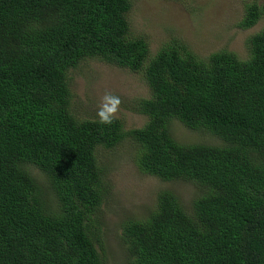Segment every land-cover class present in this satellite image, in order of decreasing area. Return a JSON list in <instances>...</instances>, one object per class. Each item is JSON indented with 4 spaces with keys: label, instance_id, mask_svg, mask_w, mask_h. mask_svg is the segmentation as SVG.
<instances>
[{
    "label": "trees",
    "instance_id": "obj_1",
    "mask_svg": "<svg viewBox=\"0 0 264 264\" xmlns=\"http://www.w3.org/2000/svg\"><path fill=\"white\" fill-rule=\"evenodd\" d=\"M131 8L0 0V264H105L97 153L129 140L141 171L201 190L186 209L161 189L145 218L121 224L130 264H264V26L247 38L245 58L197 56L181 40L150 56L147 40L130 35ZM260 19L264 2L250 0L237 26ZM88 60L143 75L149 97L132 104L147 117L142 127L77 116L70 70ZM174 119L217 141L179 142Z\"/></svg>",
    "mask_w": 264,
    "mask_h": 264
},
{
    "label": "rangeland",
    "instance_id": "obj_2",
    "mask_svg": "<svg viewBox=\"0 0 264 264\" xmlns=\"http://www.w3.org/2000/svg\"><path fill=\"white\" fill-rule=\"evenodd\" d=\"M250 0H132L126 16L130 35L143 37L153 56L166 43L184 42L197 56L225 49L239 58L248 54L247 38L264 26L260 19L253 27L237 26L243 17L245 3ZM264 2V0H259ZM73 91L72 108L78 117L101 119L121 118L126 129L139 128L147 117L132 109L135 100L149 97L143 75L97 60L81 63L70 70ZM171 130L184 144L215 143L216 137L186 128L174 119ZM141 154L138 143L124 141L113 149H98V158L105 168L106 191L95 216L99 228L98 250L105 264H130L131 255L122 240V225L131 219H142L153 210L161 189L173 191L185 208L201 190L183 180L164 181L149 175L137 166ZM32 171L40 179L44 175ZM48 195H53L47 182H41ZM125 221V222H124Z\"/></svg>",
    "mask_w": 264,
    "mask_h": 264
}]
</instances>
